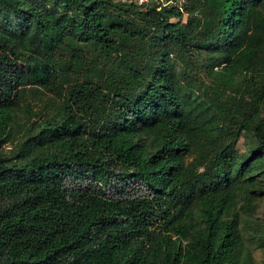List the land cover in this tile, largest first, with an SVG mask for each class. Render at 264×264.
I'll return each mask as SVG.
<instances>
[{
    "label": "trees",
    "instance_id": "16d2710c",
    "mask_svg": "<svg viewBox=\"0 0 264 264\" xmlns=\"http://www.w3.org/2000/svg\"><path fill=\"white\" fill-rule=\"evenodd\" d=\"M180 2L0 0V264H256L264 0Z\"/></svg>",
    "mask_w": 264,
    "mask_h": 264
},
{
    "label": "rangeland",
    "instance_id": "374dc122",
    "mask_svg": "<svg viewBox=\"0 0 264 264\" xmlns=\"http://www.w3.org/2000/svg\"><path fill=\"white\" fill-rule=\"evenodd\" d=\"M155 1V0H154ZM165 3H171L172 0H162ZM176 3H180L175 0ZM187 16V13L185 14ZM28 100H31L32 103L35 102V98L31 95H28ZM43 105H39V109L42 108ZM39 115V114H38ZM37 115V116H38ZM31 121V116L25 112L23 109L18 110L17 121L15 124L16 136L14 137V141H17L18 137V129H23L25 126ZM10 144V143H9ZM251 142L248 141L246 137H242L237 144V148L240 151H247L248 147H250ZM200 152V148H196L195 151L188 156V159H193L198 157ZM111 192V191H110ZM238 209L241 212L242 218V229L244 235V259H246L249 255H252V258L256 264H264V195L259 196L256 200V208L255 210H251L248 206H246L245 202L242 198H240V202L238 205Z\"/></svg>",
    "mask_w": 264,
    "mask_h": 264
},
{
    "label": "built area",
    "instance_id": "2783aa9c",
    "mask_svg": "<svg viewBox=\"0 0 264 264\" xmlns=\"http://www.w3.org/2000/svg\"><path fill=\"white\" fill-rule=\"evenodd\" d=\"M140 2L149 1V0H139ZM10 146V145H9Z\"/></svg>",
    "mask_w": 264,
    "mask_h": 264
}]
</instances>
